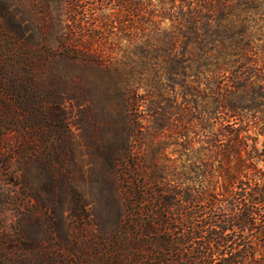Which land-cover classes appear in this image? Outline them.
Returning a JSON list of instances; mask_svg holds the SVG:
<instances>
[{"label":"rangeland","instance_id":"374dc122","mask_svg":"<svg viewBox=\"0 0 264 264\" xmlns=\"http://www.w3.org/2000/svg\"><path fill=\"white\" fill-rule=\"evenodd\" d=\"M100 1L80 0L75 13L67 0H0V264H156L160 250L145 243V217L136 219L135 228L130 221L134 185L150 191L155 173L164 176L182 162L196 172L212 170L202 180L208 191L218 192L225 184L221 157L210 146L218 124L214 103L203 98L210 93L205 80L197 104L182 105L181 94L172 104L163 97L160 109L175 106L169 118L176 120L156 133L147 129V105L133 111L143 126L136 141L125 126L129 117L117 104L113 66L132 56L136 41L172 31L180 0L167 11L160 0ZM121 1L134 13L118 12ZM225 5L222 14L207 7L197 13L207 24L220 17L230 29V42L239 31L245 35L247 59L257 65L247 61L238 73H264V0ZM90 6L103 14L104 29L82 28L89 12L82 9ZM94 17L95 23L102 19ZM68 31H73L72 46L82 51L77 56L61 45L59 37ZM14 54L31 65L34 101L22 97L31 96L28 89L22 93L30 76L23 64L12 66ZM166 88L172 98L174 91ZM178 106L187 113L183 119ZM254 115L249 135L261 148L264 110ZM253 163L263 168V161ZM199 204L190 201L187 212ZM148 207L151 211L152 204Z\"/></svg>","mask_w":264,"mask_h":264},{"label":"trees","instance_id":"16d2710c","mask_svg":"<svg viewBox=\"0 0 264 264\" xmlns=\"http://www.w3.org/2000/svg\"><path fill=\"white\" fill-rule=\"evenodd\" d=\"M67 1L70 10L78 12L75 7L80 0ZM101 1L106 5L105 0ZM176 1L160 0V4L167 11L175 7ZM227 1L180 0L182 7L177 13L180 17L173 18L172 31H165L162 37L136 41L131 51L133 57L112 68L117 104L129 117L125 126L131 129L133 141L143 130L140 116L133 111L141 112L139 108L143 105H147L149 114L147 129L155 133L176 120L169 118V111L175 106L170 105L169 111L160 109L163 97L171 99L172 104L181 94L183 103H180L191 106L197 101V93L204 90L201 82L205 80L210 93L203 98L210 97L215 105L218 127L211 131L210 146L215 156L221 157L220 174L225 184L220 191L215 192L214 188L208 191L202 186V180L211 177L210 168L199 167L196 172L186 162L171 168L164 176L157 177L155 173L151 183L155 186L150 191L141 189L139 184L132 188V199L128 202L130 221L135 228L136 219L145 217L141 222L144 235L149 237L145 243L154 244L160 250L155 257L156 264H264V165L258 168L253 163L264 162V141L260 148L257 139L249 135L250 128L256 124L254 113L264 110L261 101L264 73L254 76L238 73L247 61H252V66L257 65L256 60L247 59L245 35L239 31L235 41L230 42V29L220 17L207 24L197 13L207 7L222 14ZM121 2L118 12L127 9L126 12L134 13L129 4ZM87 10L82 28H103L106 24L103 14H95L91 6L82 9V13ZM94 15L102 19L95 23ZM71 19L75 21L73 16ZM90 32L87 31L88 37H92ZM59 38L67 54L82 52L71 44L73 31L62 33ZM84 54L94 55L87 51ZM14 55L17 58L12 66L23 64L20 68L28 69L25 71L30 76L22 93L26 89L32 92L31 65L22 55ZM142 71L148 73L147 77L135 75ZM166 86L174 91L172 98L167 96ZM140 88H144V94L139 93ZM30 95L26 97L23 93L22 97L34 101L33 92ZM178 109L182 119L185 118L184 109L179 106ZM182 119L179 130L185 128V123L180 124ZM263 132L264 126L258 134ZM190 201L201 204L187 212L186 204ZM146 205L147 214L143 215ZM152 217L155 218L151 220ZM156 224L160 228H156ZM120 247L123 248L121 243Z\"/></svg>","mask_w":264,"mask_h":264}]
</instances>
